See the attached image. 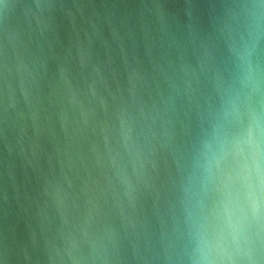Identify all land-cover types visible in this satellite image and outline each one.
I'll return each mask as SVG.
<instances>
[{
    "label": "water",
    "instance_id": "1",
    "mask_svg": "<svg viewBox=\"0 0 264 264\" xmlns=\"http://www.w3.org/2000/svg\"><path fill=\"white\" fill-rule=\"evenodd\" d=\"M0 264H264V0H0Z\"/></svg>",
    "mask_w": 264,
    "mask_h": 264
}]
</instances>
